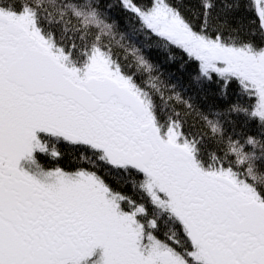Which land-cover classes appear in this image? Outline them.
Returning a JSON list of instances; mask_svg holds the SVG:
<instances>
[{
    "label": "snow or ice",
    "instance_id": "snow-or-ice-1",
    "mask_svg": "<svg viewBox=\"0 0 264 264\" xmlns=\"http://www.w3.org/2000/svg\"><path fill=\"white\" fill-rule=\"evenodd\" d=\"M0 264H264V0H0Z\"/></svg>",
    "mask_w": 264,
    "mask_h": 264
},
{
    "label": "trees",
    "instance_id": "trees-1",
    "mask_svg": "<svg viewBox=\"0 0 264 264\" xmlns=\"http://www.w3.org/2000/svg\"><path fill=\"white\" fill-rule=\"evenodd\" d=\"M109 2L117 4L118 0H109ZM182 2L185 5L186 9L195 11L199 6L200 0H182ZM114 14L121 19L122 23L128 19V14L120 12L119 9H117ZM139 39L142 40L144 38L140 37ZM132 42L134 43L135 41ZM139 46L140 45L137 44V47ZM117 51L121 56H123L122 50L117 49ZM143 51L147 58L159 67L160 73H162V79L168 81L171 84H176L177 91L182 92V94H184L185 96L193 94L197 87L194 83L190 84L191 76L194 75L192 71L194 65L191 61L188 60L185 54L178 51L176 53V59H168L169 54L163 48L158 49L155 46L146 47L143 49ZM129 61L131 62V58H129ZM185 61H187V63H185ZM209 87L212 91H215L217 88V86L214 84L210 85ZM245 103L255 104V100H248L246 98Z\"/></svg>",
    "mask_w": 264,
    "mask_h": 264
},
{
    "label": "flooded vegetation",
    "instance_id": "flooded-vegetation-1",
    "mask_svg": "<svg viewBox=\"0 0 264 264\" xmlns=\"http://www.w3.org/2000/svg\"><path fill=\"white\" fill-rule=\"evenodd\" d=\"M160 227H161V230L163 231V230L166 228V225H164V223H163V222H161V225H160Z\"/></svg>",
    "mask_w": 264,
    "mask_h": 264
}]
</instances>
